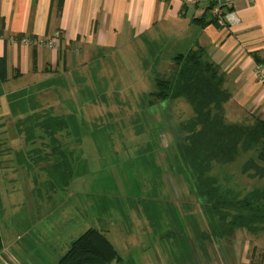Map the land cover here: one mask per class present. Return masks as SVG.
Segmentation results:
<instances>
[{"label": "rangeland", "instance_id": "374dc122", "mask_svg": "<svg viewBox=\"0 0 264 264\" xmlns=\"http://www.w3.org/2000/svg\"><path fill=\"white\" fill-rule=\"evenodd\" d=\"M187 47L171 52L163 41L150 42L144 46V60L139 59L138 52L128 66L127 60L133 55L126 60L120 52H97L88 67L89 81L80 76L77 97L69 100L65 96L67 111L63 118L69 125L59 132L65 141L59 149L63 156L57 164H48V184L41 193L35 190L34 174L23 179L16 161L4 166L5 159L1 162L0 264H59L72 242L89 229L122 222L130 230L128 213L132 214L133 207L148 217L144 219V236L139 231L135 236L141 244L142 239L145 241L141 249L146 250L140 254L159 258L162 264H208L201 258L200 246L208 241L218 243L222 237L220 229L215 234L212 228V215L216 214L200 206L192 182L187 180L189 170L176 159L179 152L175 145L183 142L178 130L193 117V109L183 99L160 102L151 96L158 90L157 79H175L178 71L171 58L187 54ZM104 59L108 69L103 78L99 67ZM163 60L166 61L162 63ZM69 83L65 85L67 92ZM75 86L78 87L76 81ZM233 107L229 109V120H241L233 114ZM86 108L93 114H88ZM1 134L5 137L0 135V140L8 139V145L26 148L19 140L8 138L7 133ZM68 141L74 145L71 147ZM79 145L76 163L71 150H77ZM247 160L248 155L227 166H214L212 175L237 192L251 191L261 184L248 176L254 171L242 172ZM56 194L59 203H55ZM6 202L16 205L15 210L4 211ZM38 204L47 211L36 212ZM58 205L68 208L54 211ZM76 217L81 228L76 227ZM132 221L136 226L135 219ZM109 237L119 239L118 230H112ZM130 263L127 256L123 262L113 264Z\"/></svg>", "mask_w": 264, "mask_h": 264}, {"label": "crops", "instance_id": "0c3cea01", "mask_svg": "<svg viewBox=\"0 0 264 264\" xmlns=\"http://www.w3.org/2000/svg\"><path fill=\"white\" fill-rule=\"evenodd\" d=\"M234 11L240 22L220 27L209 18L208 5H193L190 0H0V135L5 137L1 133H7L12 141L26 145L17 149L7 144L8 139L0 140V165L4 159L3 166L16 161L23 179L34 174L35 190L41 193L48 184V164H57L63 156L59 149L65 141L59 132L69 125L63 122L67 111L65 96L69 100L77 97L80 76L89 81L88 67L97 58V52H120V57L126 60L133 55L127 60L128 66V61L136 58L138 52H141L139 59L144 60V46L158 40L170 47L171 52L186 46L187 51L201 48L205 59L219 68L233 96L225 107L227 119L232 113L231 105L236 109L233 114L242 117L229 122L249 120L251 123L253 117L264 120V68L263 79H259L255 70L258 60L264 61V0L252 3L235 0ZM24 38L41 40L45 45H25ZM49 42L56 43L49 47ZM3 59L4 74L1 73ZM102 63L99 75L104 78L108 67L105 59ZM86 109L88 114H93L91 109ZM27 132L33 133L21 135ZM66 143L74 145L71 141ZM79 147L71 150L76 163H79ZM53 196L55 203H59L57 194ZM2 202L0 193V205ZM15 206L7 203L4 211L12 208L14 211ZM66 207L58 205L54 211H66ZM46 208L38 204L34 210L43 213ZM29 210L33 211L31 206ZM131 212L128 213L130 230L122 222L104 224L97 229L106 237L112 230H118L119 239H108L119 252L120 262L130 256V264H162L159 258L140 254L146 250L141 249L145 241L142 239L141 244L135 236L137 231L144 236V219L148 217L145 214L143 217L134 207ZM76 218V227L81 228L79 217ZM71 221L74 223V216ZM224 239L221 237L216 245L211 241L201 244V258L208 264H251L254 251L259 256L261 250L264 264L263 227L254 233L235 230L230 242Z\"/></svg>", "mask_w": 264, "mask_h": 264}, {"label": "trees", "instance_id": "16d2710c", "mask_svg": "<svg viewBox=\"0 0 264 264\" xmlns=\"http://www.w3.org/2000/svg\"><path fill=\"white\" fill-rule=\"evenodd\" d=\"M173 63L178 71L175 79H157L158 90L151 96L160 102L183 99L193 109V117L178 130L184 143L175 145L179 152L176 159L189 170L188 180L192 182L200 206L211 208L216 214L212 215L215 234L217 229L224 238H231L235 230L257 232L258 228H264V120L253 117L251 123L249 120L229 122L225 107L233 96L226 87L225 76L205 59L201 48L177 55ZM258 65L264 66V61L259 59ZM1 73H5L4 59L1 60ZM247 155L242 172L254 171L248 176L258 180L259 187L245 193L237 192L222 185L219 177L212 175L214 166H227ZM120 261L119 252L111 241L93 228L72 242L59 264H113ZM251 264H263V257L257 256L256 251Z\"/></svg>", "mask_w": 264, "mask_h": 264}, {"label": "built area", "instance_id": "2783aa9c", "mask_svg": "<svg viewBox=\"0 0 264 264\" xmlns=\"http://www.w3.org/2000/svg\"><path fill=\"white\" fill-rule=\"evenodd\" d=\"M234 1L235 0H190V4L201 5L206 4L209 8V15L212 19L220 26L226 27L231 24H238L240 22V16L234 11ZM248 3H252L253 0H246ZM58 39V38H57ZM22 43L25 45L38 44L40 46L45 45L44 41L35 40L31 41L28 38H24ZM56 43V42H55ZM54 42H49L47 45L52 47L55 45ZM263 66H256V73L259 79H263Z\"/></svg>", "mask_w": 264, "mask_h": 264}]
</instances>
